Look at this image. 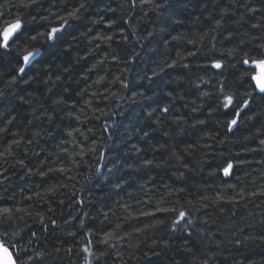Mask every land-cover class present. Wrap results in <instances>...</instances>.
<instances>
[{"label": "trees", "instance_id": "16d2710c", "mask_svg": "<svg viewBox=\"0 0 264 264\" xmlns=\"http://www.w3.org/2000/svg\"><path fill=\"white\" fill-rule=\"evenodd\" d=\"M89 2V12L86 13L89 21H102V23L91 25L92 32L115 37L114 41L109 43L94 41V43H100V47L96 49L99 58L103 59L105 54L109 57L119 54L121 61H125L126 57L127 60L117 66L109 59L101 66L107 70L106 72L97 70L100 75H107V87L94 83L97 79L94 73H87V82L82 79L87 72L85 66L87 62L74 64L72 75L69 77L73 83L68 84V81H65L70 93L77 87L89 89L85 99L93 100L91 107L86 106L84 99L75 95H72L70 101V103L78 101L75 115H80L81 120H87V124L82 125L87 139L77 134L73 142L71 137L65 136L63 130L70 119L67 116L54 123H49L45 119L40 127L33 128L28 121L37 122L33 116L26 115L30 111V106L26 103L28 98L26 93H21L25 97L24 100L13 98L0 110V119L7 118L9 114L17 117V122L8 126L10 131L7 134H0L4 136V139H9L14 132H19L25 139L30 138L33 131L41 133L31 145H26L27 151H20L16 156V159L24 161V167L14 162L10 165H0V172H3V175H0V180L3 181L0 184V207H22L27 208L31 213L30 216L22 214L24 219L16 220L13 229L9 231L7 239L12 244L9 250L13 257L16 258L19 253L25 264H85V258L91 261V264H98V261L99 264H105V262L106 264H186V261L188 264H205V262L207 264H264V196L248 195L252 192L258 193L264 186V163H262L264 151L260 150L264 148V145L259 143L260 139H264V127L259 123L261 119H264L261 116V112L264 111V101L257 98L253 106L255 112L250 113L253 118L241 120L239 133L234 136L230 133L225 135L223 117L219 112L215 113L216 119L221 123L208 118V112L211 109L209 103L204 102L208 98L198 95L194 84L188 83V77L182 81L183 87L179 92V95H183V100H171V97L165 94L171 88L178 87L176 84L166 86L164 83L171 79L168 75L171 69L161 73L164 82L159 84L150 83L143 78L145 74L152 75V69L156 67L164 53L170 54L168 58L175 59L177 53L186 55V50L201 48L206 57L215 59L223 56L227 71L221 77H216L212 70L206 73L199 71L191 79L199 83L201 89H211L213 93H215L217 79L223 80L232 91L242 96L248 86L243 80L237 78L240 64L236 63L232 66V60H238V56L228 57L226 49L238 45L242 33L247 32L249 37L254 33L260 34L261 30L253 29L251 25L264 24L261 13L257 12L253 17L246 12L245 5L259 9L261 4L257 0H167L165 6L154 10L153 5H144L143 8L121 7L126 4V0H89ZM0 4L3 5L0 7V28L17 17L25 21L31 19L32 10L23 6V0H0ZM54 5L55 0H52V4H49V0H41L45 14L47 9L44 6L52 7L55 11ZM42 9H37V12ZM224 9L228 11L225 13ZM222 16L226 21L225 27L232 34L231 41L224 39L229 34L227 31L216 28L215 21ZM241 16L245 19L240 20ZM113 21L114 28L108 29L107 25ZM122 31L128 35L127 41L122 40L120 36ZM146 31H154L155 39L151 41L141 39L140 37H143ZM203 33L209 34V39L215 44V48H212L208 40L196 45L187 43L188 39H196ZM177 35L184 39L179 42L172 40V37ZM91 38V34L87 38H80L83 41L80 45L81 49L86 46L91 47L88 45V40ZM246 46L247 44L238 45L240 49ZM133 51L139 55L132 56ZM85 54L81 52V55ZM9 59L5 58L4 67L0 68V72L5 74L0 80V87L9 79L8 73L11 70L8 64ZM191 59L193 58H189ZM91 60L92 57L89 56V61ZM200 63H208V61L202 60ZM192 67L195 68L194 65ZM125 68L129 71L124 72ZM177 71L184 70L177 69ZM116 76L126 79L130 88L122 89L118 82L113 83ZM200 76L211 83L204 84L198 79ZM76 80H80V85L74 83ZM20 87L32 92V89L39 85L33 82L31 86L21 84ZM108 89L111 91L109 92ZM137 89L150 98L134 105L130 102L131 95ZM92 91H98V97L93 98ZM153 92L156 93L155 96L152 95ZM111 93L116 95L113 96ZM177 95L176 92L172 93L173 97ZM169 100L172 106L178 108L179 113L183 114L190 112V108L194 106L192 101H195L197 105L202 104L203 107L200 110L189 115V121H194L196 117L206 119L208 130L216 136V140H207L212 147L202 148L196 154L203 159L204 163L202 170L197 169L194 174H187L186 169L179 166L180 161L168 160L167 155L162 154L163 150L158 148L155 151L152 150L151 145H155L157 141L163 143L168 140V136L162 135L164 128L155 123L137 119L145 105L154 106L156 101ZM185 103L189 105L188 108L182 107ZM101 110L108 115H103ZM82 112L86 115H81ZM75 125L76 122H74ZM199 127L204 126L197 125V128ZM89 128L92 129L91 132L88 131ZM166 128L173 137L172 142L166 145V149L181 153L184 145L176 143L180 139L176 135V126L168 122ZM187 132L189 134L184 135V140L191 141L197 138L191 128H188ZM65 140L68 142L63 148L59 147ZM201 143L203 144L204 141ZM173 144L176 145L175 148L172 147ZM133 145H136L140 151H134ZM92 147H95L97 152H91ZM64 150L71 153V156L66 159L59 158L55 166H64L69 171L56 174L57 179L27 173V168L35 171L40 167L49 153H61ZM222 153L225 156L231 154L236 159L247 160V163L237 170L240 180L235 177H223L219 172L215 176H209V172L212 171L209 165L218 164L223 158ZM237 153H240V156L237 157ZM99 154L105 156V159L99 162L106 165L102 175L94 174L95 167L99 166L97 163ZM137 157L164 159L171 167L153 168L150 172L141 168L139 162L136 164L135 171L120 167L125 161H136ZM49 159L57 158L52 156ZM181 172L188 175L186 182L179 178ZM52 175L49 173V176ZM68 176H73L74 179L69 180ZM118 177L126 178L118 179ZM44 180H48V183H59L63 180L64 183L70 186L75 185V187H70L66 195L51 202L47 197L37 199L35 193L45 190ZM117 183L120 187L113 188L112 185ZM229 183H236L237 188L245 192L244 197L236 196L238 203L228 202L229 196L235 195L233 190L227 189ZM72 192H76L75 197L72 196ZM29 196H32L31 200L27 199ZM205 196L210 199L205 200ZM213 196H223L224 202L213 204L211 202ZM60 199L64 201L63 204L59 203ZM81 199L84 200L83 204L78 202ZM161 200L164 201L161 204L162 207H176L179 210L183 205L193 221L183 236L179 232L174 235L167 230L166 225L171 221L166 220L163 229H154L146 235L137 236L125 243L119 242V238L112 241L111 244L115 247L111 244L97 243L98 240L103 239L104 231H100L101 228L111 231L117 223L122 224L119 235L127 237V231L131 230L129 225L142 226L135 219H129L125 223L124 218L129 214L151 222L152 218L140 217V213L155 211L156 204ZM188 201L192 203L189 204ZM50 207L55 211H49ZM98 208L108 211L110 219L104 220L102 215L98 214ZM84 212H88L89 215L84 217L82 215ZM38 213L44 214L42 223ZM157 216L163 218L175 216V213H157ZM77 217L85 220L86 225H93L91 230L95 235H89L87 230L81 229ZM51 219L56 220L55 225L49 222ZM45 228L47 231H44ZM12 231H18L20 237L24 239L12 236ZM30 231H37V235L32 238L31 243H28ZM188 233H191V240L184 239ZM165 242L171 247L164 248ZM69 247L72 249L71 253L66 251ZM86 247L95 253V257L83 251ZM100 249H105L103 256Z\"/></svg>", "mask_w": 264, "mask_h": 264}, {"label": "snow or ice", "instance_id": "6c2138e0", "mask_svg": "<svg viewBox=\"0 0 264 264\" xmlns=\"http://www.w3.org/2000/svg\"><path fill=\"white\" fill-rule=\"evenodd\" d=\"M167 0H126L125 5L121 7L128 8H143L144 5H153L154 10L160 9L162 6L166 5ZM261 4V7L258 9L254 6L245 5L246 12L255 17L257 12L261 13V19L264 20V0H257ZM49 4H52V0H49ZM70 5V7H69ZM3 5L0 4V7ZM23 6L25 8L31 9V19L29 21L22 20L20 17H17L13 21L6 22V25L3 28H0V68L4 67L5 58H10L8 64L11 67L10 72L8 73L9 79L7 82L0 87V110L7 106L8 102L13 99L24 100L25 97L21 93L27 94L26 103L30 106V111L26 115H31L34 117V120L37 123H34L33 120H29L33 128L40 127L44 120L46 119L49 123H54L58 120H62L65 116L70 117L67 127L63 130L66 137H71L73 142H75L77 134L84 136L87 139V136L84 133L82 125L87 124V120H81L80 115H75V109L77 107V102L70 103L72 95L84 99L85 105L91 107L93 100L85 99L86 94L89 92V89L86 87H77L73 89L70 93L69 86L65 84V81H68V84L73 83L69 77L72 75V69L74 64L81 62H87V72L83 75L82 79L87 82L88 75L87 73H94L97 75V79L94 81L96 85H103L107 87L108 77L107 75H100L97 71H107L106 69L101 68V66L111 59V62L114 65H119L122 62L119 54H113L111 57L105 54L103 59L99 58V53L96 52V49L100 47V43L103 42L109 43L114 41L115 37L113 35H107L105 33H96L92 32V24L102 23V21H89V17L86 13L89 12L90 2L89 0H55V11L52 10V7L44 6L47 9V14L41 6V0H23ZM37 9H42L37 12ZM228 9H224L226 13ZM245 17L241 16L240 20H244ZM114 21L107 25L108 29L114 28ZM226 21L222 16L220 19L215 21L216 28H222L224 31H227L229 34L224 37V39L231 41L232 34L225 27ZM253 29H260V34H253L249 37L247 32L241 34V39L238 41V45L247 46L243 49H240L238 45L229 47L226 49L228 57H237V59L232 60V66L236 63L240 64L239 76L237 77L240 80H243L248 88L242 96H238L236 92L232 91L231 88L225 84L223 80L217 79L215 85V93L211 89H201L200 84L193 81L191 78L196 74V72L203 71L208 72L212 70L216 77L224 76L225 71H227L226 64L224 62V57L220 58H211L204 55V50L201 48H194L191 50H186V55L184 53H177L175 59L168 58L170 54L164 53L162 58L157 62L156 67L152 69V75H144V79L150 81L153 84H159L164 82L161 73L165 72L166 69H171L172 71L168 73L171 77L170 80L164 82L167 85L176 84L178 87L171 88L165 94L168 97H171V100L180 99L183 100V95H179L180 88L183 87L182 81L185 77H188V83L194 84L198 90V95L200 97L208 98L204 102L209 103L210 111L208 112V118L213 119L216 123H221L220 120H217L215 113L219 112L223 117V129L225 135L232 134L236 135L241 131V120L242 119H252L253 116L250 113H254V105L257 98L261 101H264V24L254 23L251 25ZM91 34V39L88 40V45L91 47H85L81 49L80 45L83 41L81 37L87 38ZM122 40L127 41L128 35L123 31L120 33ZM141 39L148 41L155 39L154 31H146ZM184 39L183 37L177 35L173 36L172 40L177 42ZM205 40H208V43L211 44L212 48H215V44L209 39L208 33H203L198 35L196 39H188L187 43L189 44H199ZM75 45V46H74ZM81 52L86 53L81 55ZM199 53V55H198ZM139 53L135 51L132 52V56H138ZM89 56L92 57V60L89 61ZM189 58H193L189 60ZM208 61V63H200V61ZM195 66L193 68L192 66ZM248 66V67H244ZM177 69H183L184 71H177ZM259 70V71H257ZM129 71L128 68L124 69V72ZM4 73L0 72V80L3 79ZM123 75V73H121ZM236 75V73H233ZM200 81L204 84H210L211 81L204 80L203 76L198 77ZM33 82L39 87H34L32 92H29L28 89H21V84H28L31 86ZM118 82L122 89H129L130 85L126 82V79H121L120 76H116L113 83ZM76 85H80V80L74 82ZM110 92L111 89H108ZM178 93L177 96L173 97L172 93ZM37 93V95H33ZM218 93V95H216ZM67 94V95H66ZM113 96L116 93H111ZM98 91H92L91 96L93 98L98 97ZM153 96L156 95L155 92L152 93ZM43 97V99H42ZM146 97L143 91L139 89L135 90L131 95V103L137 104L144 99H149ZM171 100L167 102L156 101L153 105H145L141 109L140 114H138L137 119L140 121H147L150 123H155L160 127L164 128L165 131L162 135L168 136V140L163 143L157 141L155 145H151L153 151L157 148L163 150L162 154L167 155L168 160L175 159L180 161V167L186 169L187 174H194L197 169L203 168V159L197 157V153L201 151L202 148L212 147L207 143V140H216L214 136L207 127L208 121L200 117H196L194 121H189V115L191 113H196L200 110L203 105H197L195 101H192L193 107L190 108L188 114L179 113L178 108L173 107ZM182 107L188 108L187 103L183 104ZM95 111V109H93ZM103 115H108L104 113ZM81 115H86V113H81ZM261 116L264 117V111L261 112ZM14 122H17V117L11 114L8 115L5 119H0V134H7L10 131L8 126H11ZM74 122L76 125L74 126ZM168 122L176 126V135L180 137L176 143H182L184 145L181 153H177L175 150L166 149V145L172 142V135L167 131L166 125ZM262 127H264V119L259 121ZM197 125L204 127L197 128ZM191 128L193 133L197 136L196 139L187 141L184 140V135H188L187 129ZM89 132L92 131L91 128L88 129ZM218 131V130H217ZM39 131H33L32 136L28 139L20 136L19 132L12 133V136L9 139H4V136L0 135V165H10L14 162L21 167H24V161L22 159H16V156L20 151H27L26 145H31L36 137L40 136ZM201 141H204L202 144ZM68 141L65 140L63 144L59 147L63 148L64 144ZM220 143V141H217ZM260 145H264V139L259 140ZM175 144L172 145L175 148ZM133 150L139 152V148L136 145L132 146ZM264 151V148L260 149ZM83 151V149H81ZM91 152H97L95 147L90 149ZM205 155H207L205 153ZM221 161L215 166L209 165L212 168V171L209 172V176L217 175V172L222 173L223 177L233 178L240 180L237 176V170L242 168L247 163L246 159H236L231 154L224 155L223 153ZM55 156L56 160H50L49 158ZM71 153H68L66 150L61 153H49L48 157H45L44 162L40 167L36 168L33 171L32 168H27L26 171L30 175H38L41 177H48V179H57L56 174H63L69 171L64 166L56 167V163L59 158L70 157ZM236 156H240V153H237ZM105 156L103 154L97 155V163L101 160H104ZM75 163V158H73ZM139 162L141 168L147 169L149 172L153 168H162L164 166L171 167L167 164V160L164 159H148L146 157H137L136 161H125L121 168L136 170V164ZM264 163V161H262ZM106 167L104 164H99L98 167H95L94 174H103V169ZM43 169V170H41ZM7 169H5L6 171ZM49 173H52V176H49ZM185 172L179 174V178L183 181L188 180V175ZM0 175H3V172H0ZM69 180L74 179L73 176L67 177ZM126 177H118V179H125ZM3 181L0 180V184ZM43 183L46 185L43 192H36L35 195L37 199L47 197L49 201H53L60 196L66 195L70 190V187L74 188L75 185H68L61 180L59 183H48V180H44ZM242 183V180H241ZM113 188H119L120 184L112 185ZM227 189L233 190L235 195L229 196L228 202L238 203L236 196L244 197L245 192L242 189L237 188L236 183L227 184ZM183 189H181L182 191ZM83 191V189H80ZM251 196H264V186L261 187L260 191L249 193ZM72 196H76V192H72ZM31 200L32 196L27 197ZM205 200L210 199L205 196ZM80 204L84 203V200L81 199L78 201ZM213 204H220L224 202L223 196H213L211 198ZM59 203L63 204L62 199L59 200ZM145 203H148L145 201ZM164 201L161 200L160 203L156 204L155 211H141L140 217L152 218L151 222H146L141 220L139 217H132L131 214L124 218L125 223L129 219L137 220L138 224L142 226H132L129 225L131 230L127 231V237L120 236L119 230L123 227L122 224L117 223L116 227L111 231H105L103 228L100 231H104L103 239L98 240V244L109 245L112 241L119 238V242L125 243L135 239V237L140 235H146L152 232L154 229L165 227V221H171L166 225L167 230L172 232L174 235L179 232L181 236L183 233L188 231V226L193 224V221L189 217L188 213L184 210L183 205L180 206L179 210L176 207H162ZM191 204V201H188ZM49 211H55L53 208H49ZM98 214L102 215L104 220H109L110 215L108 211H104L103 208L97 209ZM157 213H175V216H166L160 218L157 216ZM31 215L27 208L22 207H0V254H2L3 264H25L23 257L17 253L16 258H13L12 253L9 252V247L12 246L10 241L7 239L9 231L14 227V222L16 220H23L24 215ZM41 223L44 219L43 213H38ZM84 217L89 215L88 212L82 213ZM95 219V217H92ZM79 227L88 231L89 235H95L91 230L93 225H86L85 220L77 217ZM51 224L55 225L56 220L51 219L49 221ZM207 223V221H205ZM38 231V230H37ZM37 231H30L28 243L32 242V238L36 237ZM47 231V228L44 229ZM12 236L20 237L18 231H12ZM75 235V233H71ZM20 239H24L20 237ZM185 240H191V233H188V236L184 237ZM19 243V241H17ZM112 247H115L114 244H111ZM131 247V244H129ZM164 248L171 247L167 242L163 245ZM21 251L23 248L21 247ZM68 253L72 252V249L69 247L66 249ZM84 252H87L89 256L95 257V253L90 251L89 248H84ZM190 251V249H189ZM105 249H100L101 256L104 255ZM110 255V254H109ZM194 255V253H193ZM43 256V253H41ZM85 264H91V261H88L85 258ZM99 264V261H98ZM106 264V262H105ZM186 264L188 262L186 261ZM207 264V262H205Z\"/></svg>", "mask_w": 264, "mask_h": 264}, {"label": "water", "instance_id": "95a60500", "mask_svg": "<svg viewBox=\"0 0 264 264\" xmlns=\"http://www.w3.org/2000/svg\"><path fill=\"white\" fill-rule=\"evenodd\" d=\"M257 71H259V70H257ZM9 252H11L10 250H9ZM13 256V255H12ZM0 257H2V254H0ZM14 258V257H13ZM0 264H3V259L2 258H0Z\"/></svg>", "mask_w": 264, "mask_h": 264}]
</instances>
